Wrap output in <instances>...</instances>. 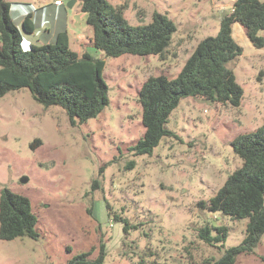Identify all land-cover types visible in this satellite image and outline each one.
I'll return each instance as SVG.
<instances>
[{"label": "rangeland", "instance_id": "rangeland-1", "mask_svg": "<svg viewBox=\"0 0 264 264\" xmlns=\"http://www.w3.org/2000/svg\"><path fill=\"white\" fill-rule=\"evenodd\" d=\"M8 1L39 7L46 0ZM109 1L123 5L133 25L151 22L155 12L171 18L177 30L166 58L107 56L88 46L106 61L110 103L82 124H72L59 106L44 107L28 88L0 98V192L7 187L30 198L40 233L0 239V264H66L86 251L95 259L102 245L106 264H208L245 237L248 219H232L198 202L213 196L242 164L231 141L264 124V46H254L235 23L243 53L228 66L244 89L241 104L184 97L167 123L174 135L165 136L151 154L135 155L131 146L145 132L139 101L144 81L151 75L177 76L197 44L219 32L235 0ZM65 9L71 30L89 31L80 4L66 2ZM259 34L264 36V29ZM37 40L25 34L23 49ZM131 160L135 166L128 168ZM206 224L229 228L224 247L198 236ZM235 264H264V235Z\"/></svg>", "mask_w": 264, "mask_h": 264}, {"label": "trees", "instance_id": "trees-1", "mask_svg": "<svg viewBox=\"0 0 264 264\" xmlns=\"http://www.w3.org/2000/svg\"><path fill=\"white\" fill-rule=\"evenodd\" d=\"M92 28L90 41L107 56L157 54L166 51L177 30L166 14L155 12L153 20L138 25L125 17L123 5L109 0H78ZM13 2L0 0V98L7 93L28 88L33 99L44 107L59 106L72 124H82L98 116L110 103L109 85L104 78L106 61L89 51L79 53L71 47L67 28L58 30L51 40L32 42L23 49L25 34H33L39 23L30 3L24 6L22 23L12 15ZM240 23L250 42L264 46V0H235L231 12L221 19L216 35L203 38L187 58L177 76L151 75L139 91L143 109V136L131 146L135 155L151 154L165 136L174 135L167 127L170 114L184 97L205 99L239 106L244 89L228 63L243 53L233 33ZM231 145L242 164L208 200H200L203 209L221 212L235 220L248 219L245 237L238 245L225 249L208 264H235L242 253H251L264 235V124L237 135ZM131 160L128 168H133ZM98 182L97 180L95 181ZM115 218L120 219L119 216ZM127 221V219H123ZM38 217L28 196L5 187L0 192V239L38 238ZM128 223L125 230L128 229ZM229 235L226 225L202 226L198 236L210 245L222 248ZM92 251L75 255L66 264H106V249L91 259ZM138 264H146L140 261ZM155 264V263H147Z\"/></svg>", "mask_w": 264, "mask_h": 264}, {"label": "crops", "instance_id": "crops-1", "mask_svg": "<svg viewBox=\"0 0 264 264\" xmlns=\"http://www.w3.org/2000/svg\"><path fill=\"white\" fill-rule=\"evenodd\" d=\"M55 0H46L42 6L35 7L32 4L34 9H38L35 12L33 11L36 17V22L39 23L40 26L37 27L33 35L37 36V42H44L45 40H51L58 30H62L67 28L69 35H70V43L71 47L78 51L80 54L87 51V47L93 44L90 41V37L92 36V31L89 27V31L86 32L85 30H77V29H70L69 20H68V13L65 9V4L63 5H56L54 3ZM70 2V1H69ZM68 2V3H69ZM16 3V2H13ZM25 3V2H22ZM72 4L71 7H75L76 5L80 4L78 0H71ZM81 7V6H80ZM24 6L21 4H12V15L14 19L20 24L22 23V15L24 14L25 9ZM43 14V15H42ZM49 19V20H48ZM73 23L77 22L72 20ZM39 28V30H38ZM77 28V27H76ZM81 28V27H80ZM73 42L78 43V47H73ZM84 45V46H83ZM84 47V49H83Z\"/></svg>", "mask_w": 264, "mask_h": 264}, {"label": "built area", "instance_id": "built-area-1", "mask_svg": "<svg viewBox=\"0 0 264 264\" xmlns=\"http://www.w3.org/2000/svg\"><path fill=\"white\" fill-rule=\"evenodd\" d=\"M69 1H71V0H55L54 3H55L56 5H63V4H65L66 2H69Z\"/></svg>", "mask_w": 264, "mask_h": 264}, {"label": "water", "instance_id": "water-1", "mask_svg": "<svg viewBox=\"0 0 264 264\" xmlns=\"http://www.w3.org/2000/svg\"><path fill=\"white\" fill-rule=\"evenodd\" d=\"M75 1H76V0H75ZM70 2H71V1H70ZM70 2L68 3V6H69V7H71V6H72V4H71Z\"/></svg>", "mask_w": 264, "mask_h": 264}]
</instances>
